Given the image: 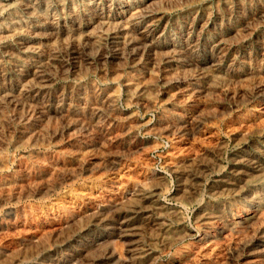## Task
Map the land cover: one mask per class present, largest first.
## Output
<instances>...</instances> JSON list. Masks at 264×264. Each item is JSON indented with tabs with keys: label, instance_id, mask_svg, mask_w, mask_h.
I'll use <instances>...</instances> for the list:
<instances>
[{
	"label": "bare ground",
	"instance_id": "1",
	"mask_svg": "<svg viewBox=\"0 0 264 264\" xmlns=\"http://www.w3.org/2000/svg\"><path fill=\"white\" fill-rule=\"evenodd\" d=\"M0 264H264V0H0Z\"/></svg>",
	"mask_w": 264,
	"mask_h": 264
},
{
	"label": "rangeland",
	"instance_id": "2",
	"mask_svg": "<svg viewBox=\"0 0 264 264\" xmlns=\"http://www.w3.org/2000/svg\"><path fill=\"white\" fill-rule=\"evenodd\" d=\"M120 107L122 109H127V107L125 106V103L123 101H121ZM135 112H136V114L138 115V117L141 120L144 119L143 121H147V122H150V123H155L157 121L156 120L157 119V115H156L155 112H150V113L143 114L142 111L139 108H135ZM219 136L221 138V141L224 142L223 146H225V147H224V152L222 154V157L224 159V162L227 163L228 162L229 154L232 152L235 142L233 141V139L230 136L228 137L226 135V133H225L224 130H222V131L220 130L219 131ZM136 137H137V139L139 141H141V142H143L145 144L148 143L152 139L143 130H140L139 132H137L136 133ZM156 142L157 143L160 142L159 143V146L157 148H155L154 150L152 149V150H148L147 151L148 154L146 153V155H145L146 157L144 156L145 158H143V160L140 159L142 161H139L140 162L139 163L140 165L137 166L138 169L135 168V171L137 170V172H134V173L137 174L139 170H149V171L151 170V171H154V172H162L163 171V168H162V166H163L162 165L163 164V160L162 159L163 158H161V157H163L162 155H164L165 152L169 149V142L165 138H157ZM144 161H146V162H144ZM135 175H134V177H135ZM166 178H167L168 183H169V192L170 193H173L175 191V188H176V179L172 175H170V174H166ZM206 186H207V183H205L204 186H203L204 191L206 189ZM165 201H166V204H168V205H172L173 204V202L170 199H168V198ZM195 209H196V206L195 207L187 208V210L185 209V211H184V217H185L186 225H193L194 224L193 223V217L192 216H194ZM174 249L176 250V248H174ZM174 249H172L171 253L168 252L169 255H168V253H164L161 256V262H163V263L164 262L165 263L169 262L170 259H171L172 254L175 251Z\"/></svg>",
	"mask_w": 264,
	"mask_h": 264
}]
</instances>
